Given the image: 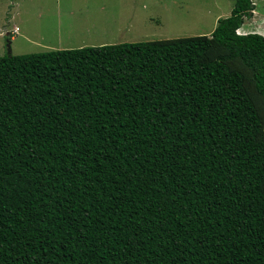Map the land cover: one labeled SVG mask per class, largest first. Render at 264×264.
<instances>
[{
    "label": "trees",
    "instance_id": "obj_1",
    "mask_svg": "<svg viewBox=\"0 0 264 264\" xmlns=\"http://www.w3.org/2000/svg\"><path fill=\"white\" fill-rule=\"evenodd\" d=\"M0 56V264H264V36Z\"/></svg>",
    "mask_w": 264,
    "mask_h": 264
},
{
    "label": "rangeland",
    "instance_id": "obj_2",
    "mask_svg": "<svg viewBox=\"0 0 264 264\" xmlns=\"http://www.w3.org/2000/svg\"><path fill=\"white\" fill-rule=\"evenodd\" d=\"M232 7V0H0V56L209 35ZM255 7L246 26L261 21L264 0Z\"/></svg>",
    "mask_w": 264,
    "mask_h": 264
},
{
    "label": "crops",
    "instance_id": "obj_3",
    "mask_svg": "<svg viewBox=\"0 0 264 264\" xmlns=\"http://www.w3.org/2000/svg\"><path fill=\"white\" fill-rule=\"evenodd\" d=\"M252 2L254 4V9L252 11V15L250 18L254 19V18H256L255 15H257L259 13L257 12V9L255 7L256 0H252ZM246 19H244L242 26L238 29V33L245 34V33H249V32H256V33H259V34L264 36V14L261 15V21H258L256 23H252V26H246L245 25Z\"/></svg>",
    "mask_w": 264,
    "mask_h": 264
}]
</instances>
